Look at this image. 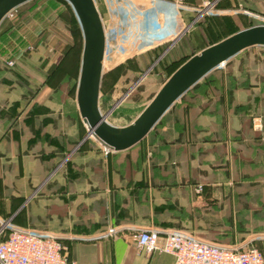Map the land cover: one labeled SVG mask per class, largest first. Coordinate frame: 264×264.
I'll list each match as a JSON object with an SVG mask.
<instances>
[{
	"label": "crops",
	"instance_id": "0c3cea01",
	"mask_svg": "<svg viewBox=\"0 0 264 264\" xmlns=\"http://www.w3.org/2000/svg\"><path fill=\"white\" fill-rule=\"evenodd\" d=\"M94 1L103 6L105 52L111 30L120 28L126 58L158 53L159 73L264 17V0H186L179 12ZM206 1L224 13L195 21ZM254 47L207 73L121 152L86 137L76 101V119L64 116L31 99L30 85L16 82L21 73L0 64V215L54 233L77 264H173L170 254L137 252L132 233L139 229L183 225L217 239L218 232L237 236L236 221L247 219L261 223L244 231H261L264 242V52ZM107 229L115 235L105 236Z\"/></svg>",
	"mask_w": 264,
	"mask_h": 264
},
{
	"label": "rangeland",
	"instance_id": "374dc122",
	"mask_svg": "<svg viewBox=\"0 0 264 264\" xmlns=\"http://www.w3.org/2000/svg\"><path fill=\"white\" fill-rule=\"evenodd\" d=\"M66 3L61 0H30L13 9L10 15L5 17V23H11L8 32L3 34L4 30L0 29V37H5L3 40L5 46L0 49L2 57L0 64L3 68L7 67L6 60L13 62L12 67L7 68L13 75L15 71L22 74H17L16 82L24 84L26 89L27 85H30L28 89L31 99L46 101L45 103L53 110L59 109L64 116L73 115L72 119H76L72 113L75 103L76 71L78 70L79 74L80 68L82 34L81 30L80 34L76 32V26L72 21V18L76 19V16L71 6ZM95 4L101 16L103 6L97 1ZM216 5L215 3L213 10H221ZM206 7L208 4L198 8L195 21L208 16ZM105 16L107 21V13ZM111 33L112 40L108 42L103 63L99 109L105 114L108 123L114 126H125L138 116L168 78L170 70L183 59L168 64L159 73L158 68L161 69L160 65L164 58L160 60L157 58L158 53L152 51L146 60L127 59L128 53L124 51V45L121 42L123 39L121 29L115 28L111 30ZM253 50L264 52L262 46H255L249 51ZM74 56H76V62ZM220 68L225 67L220 65ZM70 74H72V80ZM38 108L40 113L46 112L42 106ZM195 189L198 192L201 191L199 186ZM239 216H242L241 212ZM6 220H8L6 217L0 215V227ZM222 222L226 224L225 220ZM236 222L239 230L237 236L218 232L217 239L213 231L205 236L190 227L181 225L180 228L202 240H211L240 249L254 246L264 255L262 232L254 231L251 236L244 231L248 223L255 227L261 222L247 219H239ZM10 225L13 224L10 223ZM195 226H197L196 223ZM8 229L9 226L2 228L1 235L6 234ZM242 230L244 232L241 233ZM211 233H213L212 236H210Z\"/></svg>",
	"mask_w": 264,
	"mask_h": 264
},
{
	"label": "water",
	"instance_id": "95a60500",
	"mask_svg": "<svg viewBox=\"0 0 264 264\" xmlns=\"http://www.w3.org/2000/svg\"><path fill=\"white\" fill-rule=\"evenodd\" d=\"M30 0H0V23L16 7ZM82 34V52L75 101L90 137L105 152L125 151L141 142L166 111L188 89L216 67L253 46L264 47V25L239 30L209 45L181 63L161 84L138 116L125 126H114L99 109L105 57V30L94 0H65Z\"/></svg>",
	"mask_w": 264,
	"mask_h": 264
},
{
	"label": "built area",
	"instance_id": "2783aa9c",
	"mask_svg": "<svg viewBox=\"0 0 264 264\" xmlns=\"http://www.w3.org/2000/svg\"><path fill=\"white\" fill-rule=\"evenodd\" d=\"M127 1L139 12H143L142 8L148 9L157 4L169 6L179 12L186 0ZM204 4H208V14L224 13L223 10H213L214 2L206 1ZM260 19V25H264V17ZM5 63L7 67L13 65L11 60H6ZM8 226L7 234L0 239V264H77L69 260L64 245L54 233L13 226L8 219L1 225L0 235L1 229ZM114 235L113 229L105 231L107 237ZM132 238L138 253L157 251L170 254L174 259L173 264H264L263 254L256 247L240 249L210 243L181 229L165 232L154 228L139 229L132 233Z\"/></svg>",
	"mask_w": 264,
	"mask_h": 264
},
{
	"label": "trees",
	"instance_id": "16d2710c",
	"mask_svg": "<svg viewBox=\"0 0 264 264\" xmlns=\"http://www.w3.org/2000/svg\"><path fill=\"white\" fill-rule=\"evenodd\" d=\"M63 3H66V1L65 0H61ZM67 4V3H66ZM68 5V4H67ZM69 6V5H68ZM74 16V15H73ZM72 21H73V23L75 24V28H76V32L78 33V34H80V29H79V25H78V23H77V20L75 19V17H73L72 18ZM10 26H11V23H5V18L1 21V23H0V29L2 28V29H9L10 28ZM74 59H75V62H76V56H74ZM72 61V60H71ZM183 62V61H182ZM182 62H180L175 68H172L171 70H170V73L168 74V76L182 63ZM228 62L229 61H226L225 63H224V66L226 65V64H228ZM4 68H7V67H4ZM8 69V68H7ZM76 73H77V76H78V70L76 71ZM71 76H70V79L72 80V74H70ZM77 76H76V78H77ZM48 81V80H47ZM8 219V218H7ZM8 232V231H7ZM7 234V233H6ZM6 234H3V235H0V239L1 238H3ZM63 244V243H62Z\"/></svg>",
	"mask_w": 264,
	"mask_h": 264
}]
</instances>
